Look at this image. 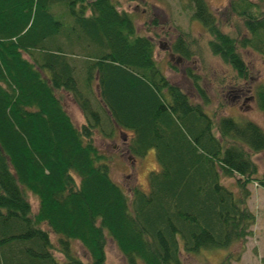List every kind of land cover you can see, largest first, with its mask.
<instances>
[{
  "label": "trees",
  "instance_id": "trees-1",
  "mask_svg": "<svg viewBox=\"0 0 264 264\" xmlns=\"http://www.w3.org/2000/svg\"><path fill=\"white\" fill-rule=\"evenodd\" d=\"M184 1L233 83H248L241 49L264 58V7L231 0L229 32L206 0ZM198 42L179 31L171 50L191 60ZM154 51L114 0H0V264H104L108 237L127 264H182L184 252L228 248L251 234L247 200L251 182L264 189L253 160L264 150V129L206 111L200 74L185 70L194 97L169 81ZM61 91L83 113L80 127ZM246 91L264 114V83ZM116 130L130 132L132 157L155 151L148 191L136 185L128 195L111 178L93 136L112 139ZM27 191L38 198L36 213Z\"/></svg>",
  "mask_w": 264,
  "mask_h": 264
},
{
  "label": "rangeland",
  "instance_id": "rangeland-1",
  "mask_svg": "<svg viewBox=\"0 0 264 264\" xmlns=\"http://www.w3.org/2000/svg\"><path fill=\"white\" fill-rule=\"evenodd\" d=\"M118 9L124 10L135 19L138 33L145 34L154 42V56L159 67L170 82L178 85L184 91L196 97L191 81L185 73L190 67L201 76L200 84L207 90L210 102L204 106L205 110L218 115H229L237 121L252 120L264 129V114L258 110L249 95L251 90L264 83V58L251 48H242L241 53L247 62L251 74L248 83L237 86L233 83L232 69L229 65L210 53L207 40L208 33L203 24L192 18V11L184 0H114ZM211 11L218 17L219 25L224 31H231L227 21L231 0H206ZM253 3L264 7V0H251ZM179 31L190 33L198 38L200 56L191 60L180 59L179 55L171 50L172 44L179 36ZM172 66H176L177 70ZM223 79V82L221 80ZM241 94V95H239ZM71 119L80 127L84 123V115L72 98V95L61 91L59 94ZM220 99L225 107L220 109ZM130 136L119 135L115 131L114 138L106 137L103 133L95 132L94 143L108 157L111 178L118 183L129 195L131 187L139 185L144 190H149V175L152 170L159 168L155 151H149L145 156L132 157L126 149V141ZM253 160L258 166V175L264 171V150L256 153ZM222 182L228 187L237 189L232 177H222ZM250 197L247 200L248 208L255 214V222L251 226V234L242 242H235L228 248L201 249L195 253L182 254V264H264V189L253 182L249 184ZM27 198L36 213L38 198L27 191ZM43 228H47L42 224ZM51 241L56 243L57 236L50 235ZM72 248L76 254L87 261L88 255L78 242H73ZM55 256L62 260L63 255L55 250ZM104 264H127L119 252L114 241L108 237L105 246ZM139 264H144L140 262Z\"/></svg>",
  "mask_w": 264,
  "mask_h": 264
}]
</instances>
